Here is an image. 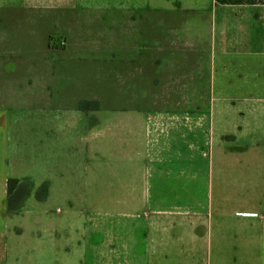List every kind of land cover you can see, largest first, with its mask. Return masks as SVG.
Masks as SVG:
<instances>
[{
	"label": "crops",
	"instance_id": "obj_1",
	"mask_svg": "<svg viewBox=\"0 0 264 264\" xmlns=\"http://www.w3.org/2000/svg\"><path fill=\"white\" fill-rule=\"evenodd\" d=\"M4 9L56 22L134 12L139 30L47 35L41 48L25 45L32 34L0 37V264H264V0H0ZM164 12L193 14L208 38L161 34ZM168 52L186 59L176 80ZM132 59L169 90L194 83L167 102L190 108L78 109L98 102L100 70L126 75ZM106 85L109 100L124 91ZM60 204L70 210L50 209Z\"/></svg>",
	"mask_w": 264,
	"mask_h": 264
},
{
	"label": "rangeland",
	"instance_id": "obj_2",
	"mask_svg": "<svg viewBox=\"0 0 264 264\" xmlns=\"http://www.w3.org/2000/svg\"><path fill=\"white\" fill-rule=\"evenodd\" d=\"M104 13L102 16H91V22H73L74 19L70 18L71 15L67 14L64 18L67 20L61 19L60 22H56L58 15L52 13V14H44V12L41 10H31V11H24V10H0V37L1 41H3L5 38L12 36H28V41H34V43H26L25 45L31 46H37L38 48H41L42 46V38L47 35L52 36H67L69 34H83V35H92L95 37H99L98 40H102L101 37L108 36V35H126L129 34L131 36H136L138 34V15L134 12L130 13V21L133 22H121V15L117 14L114 16L115 22H108L109 18ZM48 16V17H47ZM61 17V16H60ZM148 17V16H147ZM50 19L49 22L47 19ZM195 18L193 14H187V13H162V30L161 34L166 35H179L183 34L186 35L189 33V30L192 29L193 33H196L199 36H202L204 40L208 38V27L206 22H190L191 19ZM79 18L76 17V20ZM201 21L203 19L199 17ZM55 20V22H54ZM85 21V20H84ZM188 23V26L185 25ZM195 27H192V24H195ZM181 29L178 31L177 25H181ZM38 36V37H37ZM27 40V39H26ZM206 43L207 41H203L204 50L201 54V60L203 62V68H200L202 72H204L203 75H199L198 83H201L202 79L206 78V61H207V50H206ZM7 43H1V50L6 51L5 46H7ZM98 51H102L98 53V66L99 68H102L104 72L106 71L105 66L100 65L101 63H106L105 53L103 52L105 49L103 45L97 44ZM167 57L172 59L174 63L178 61L180 65L186 62V59L184 56L181 55V53L178 52H168ZM177 59V61H176ZM193 61V60H191ZM8 62L9 60H3L2 64V70L3 72H8ZM136 62L134 59L130 61V69L126 75L124 74L119 75L118 77H114L113 79L108 78L106 76V73H103V71L100 70L98 75V80L96 82V86L98 87V102H91L92 106H100L99 112L105 113L108 108L111 107H120V108H130V109H157V110H164V109H189L190 107H174V106H168L167 102H170L171 97L174 96L177 93H180L179 90H174L176 88H179L183 90V93H186V88L188 86H191V84L195 85L194 83L188 82L185 84H182L181 82H170V84L173 85V89L169 90L171 88V85L169 86L166 82V84L162 83L161 85L159 82L155 84L153 81V76L147 74L148 72L151 73L148 66L144 67L141 71L147 70L146 76H141L139 74H136V66H134V63ZM169 63H164V66L161 68L164 69V71L170 70V67H168ZM178 64H175V67L173 68L174 74L173 78L176 80L177 78V66ZM151 67V66H150ZM183 68V67H181ZM194 69V68H193ZM9 74V73H7ZM19 78L24 77L21 75H18ZM171 75H165V78H169ZM189 77V75H188ZM78 79L81 77H77ZM114 81L115 84H119L124 91H119L117 94L113 93L111 94L112 99L109 100V94L107 93V83L111 82V84H114L111 80ZM180 79V78H178ZM85 81V79H83ZM189 80V78H188ZM190 83V84H189ZM180 84V85H178ZM118 85V86H119ZM186 86V87H185ZM201 86V84H199ZM162 87V88H161ZM41 92L38 93L35 92V96H41ZM188 94V93H186ZM3 97H7L8 93H4ZM174 99V98H173ZM97 103V104H96ZM166 103V104H165ZM91 107V106H90ZM90 109V108H89ZM91 110V109H90ZM87 111V110H86ZM89 111V110H88ZM65 204H60L59 206H53L50 208L53 211L56 210H70L68 204L67 206H64ZM74 206V204H72ZM43 206V205H42ZM92 208H88L85 204L82 205V210H94ZM79 207L77 206V210ZM98 211H105L106 205L104 203H98L96 208Z\"/></svg>",
	"mask_w": 264,
	"mask_h": 264
},
{
	"label": "trees",
	"instance_id": "obj_3",
	"mask_svg": "<svg viewBox=\"0 0 264 264\" xmlns=\"http://www.w3.org/2000/svg\"><path fill=\"white\" fill-rule=\"evenodd\" d=\"M99 110L100 109V106H89V103H81V104H79V106H78V109L79 110H81V111H88V110ZM15 181H9V183H8V193H12V191L14 190V188H15ZM42 193L43 194H45L46 195V193H47V186L46 185H44V186H42L40 189H39V191L37 192V194H36V197H37V199L38 200H41L42 199Z\"/></svg>",
	"mask_w": 264,
	"mask_h": 264
}]
</instances>
